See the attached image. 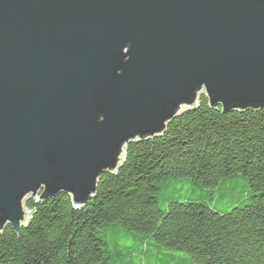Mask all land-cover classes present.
<instances>
[{"label":"water","instance_id":"obj_1","mask_svg":"<svg viewBox=\"0 0 264 264\" xmlns=\"http://www.w3.org/2000/svg\"><path fill=\"white\" fill-rule=\"evenodd\" d=\"M203 93L264 107V0H0V231L32 197L84 206Z\"/></svg>","mask_w":264,"mask_h":264},{"label":"trees","instance_id":"obj_2","mask_svg":"<svg viewBox=\"0 0 264 264\" xmlns=\"http://www.w3.org/2000/svg\"><path fill=\"white\" fill-rule=\"evenodd\" d=\"M25 205L0 264H264V107L223 111L203 93L130 142L84 206L66 192Z\"/></svg>","mask_w":264,"mask_h":264},{"label":"rangeland","instance_id":"obj_3","mask_svg":"<svg viewBox=\"0 0 264 264\" xmlns=\"http://www.w3.org/2000/svg\"><path fill=\"white\" fill-rule=\"evenodd\" d=\"M202 92H205V90H203ZM26 210L29 212V209L25 206ZM27 219L30 217V214H27Z\"/></svg>","mask_w":264,"mask_h":264}]
</instances>
